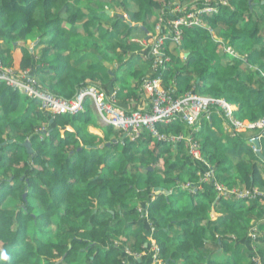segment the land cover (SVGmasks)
<instances>
[{"label":"trees","instance_id":"16d2710c","mask_svg":"<svg viewBox=\"0 0 264 264\" xmlns=\"http://www.w3.org/2000/svg\"><path fill=\"white\" fill-rule=\"evenodd\" d=\"M111 1L0 0V39L5 45L0 47V60L14 71L33 73L42 72L47 63L53 68V77L58 79L56 84L36 82L52 95L71 98L80 88L101 79L95 75L96 66L67 73L68 62L61 52L74 35L62 25L99 23L106 16L103 6ZM255 1L252 5V0H230L231 6H221L216 15H204L203 20L206 26L220 30L219 34L235 50L246 55L249 64L262 65L264 17L261 14L252 17L249 11L264 7V0ZM152 4L155 2L145 0L141 9ZM181 30L180 47L161 50L159 75L165 88L174 86L176 97L194 91L223 98L237 107L234 113L239 119L252 121L264 116V77L260 70L249 75L248 80L242 79L241 74L248 71L240 68L243 60L232 57L231 64L223 65L222 44L206 28L181 26ZM34 33L36 45H43L38 55L26 46ZM87 39L83 40V48L91 46ZM106 41L105 50L122 55ZM74 45L69 47L70 58L77 53ZM93 45L97 51L102 48ZM180 50L186 53L185 59L178 56ZM15 55H19L18 60ZM31 71L29 74L33 76ZM62 72L66 73L65 77ZM89 77L92 82L87 81ZM136 78L140 84L145 79ZM245 81H257V85L253 83L256 87L250 88ZM89 105L86 100L85 107ZM84 113L51 118L39 109L36 100L0 82V264H138L124 249L140 254L147 251L144 244L152 240L163 264L166 260L167 264L189 260L195 252L202 264H255V257L264 264V225L254 230V238L245 235L250 214L264 207L259 199L219 197L234 214L227 226L235 235L225 234L220 239L221 251L215 259L206 260L207 229L195 221L201 219L200 214L206 209L201 202L212 201L217 193L211 180L198 183L195 172L202 171L203 164L190 158L183 143L174 146L155 140V145L148 148L153 140L149 133L142 131L139 138L130 141L110 125H106L108 133H115L116 138L109 146L94 148L95 136L80 129L79 117ZM50 119L52 122L46 129ZM183 127L184 123L176 122L160 127V131L176 134L185 132ZM45 132L48 134L44 137ZM191 135L196 139L201 137L197 140L202 157L219 182L229 188L258 185L264 192V178L257 164L239 161L234 166L235 177L226 178L225 173L233 166L227 163L226 146L205 133L204 126ZM25 141L29 142L31 151L27 150ZM135 143L141 148H134ZM173 148L179 155L174 163L165 154ZM140 155L145 158L139 160ZM160 160L163 169L156 167ZM188 162H194L196 167L186 173ZM179 182L192 185L177 191V195L156 193ZM178 197L189 198L192 207H177ZM138 203L147 204L145 211L155 225L150 240L139 224L138 208L144 206ZM161 221L165 222L161 224ZM173 221L182 230L176 237L169 236V229H164L166 225L171 227ZM53 222L56 230L48 237L45 228Z\"/></svg>","mask_w":264,"mask_h":264},{"label":"crops","instance_id":"0c3cea01","mask_svg":"<svg viewBox=\"0 0 264 264\" xmlns=\"http://www.w3.org/2000/svg\"><path fill=\"white\" fill-rule=\"evenodd\" d=\"M119 1L120 0H112L111 3H109L110 5L105 4L103 6L102 10L104 11V14H106V16H102L99 23L94 22L91 25L79 23L75 26H72L68 23H63L62 26H64L68 31H71L74 35V38L70 40L71 43L69 45L68 43L65 44V50H63L61 53L68 62V67H66L67 73L73 72L76 69L84 70V68H87L89 66H96L97 70L95 71V75L98 76L101 80L93 81L91 77H89L87 78V81H93V84L98 86L103 91L109 94H113L115 105L118 108L125 111H131L135 109L144 110L148 109L149 107V94L147 90H144L141 87L139 78L137 79L136 77L144 76V78H154L156 75L155 67H158L163 56L161 50L164 48L165 51H171V49L175 48L174 45L169 41H165L163 47H161L160 49V53H162V55H158L156 59L154 58L155 56L153 55V48L155 38L157 37V32H155V25L160 20V18H170L171 14H173L172 11L175 6L185 5L186 3H188V1L152 0V2H155V4H152L150 7L146 6V9H141V4H145V0H124L123 3H119ZM252 1V5L255 4L256 1ZM106 2H108V0H106ZM251 7L252 6H250V9ZM249 14L252 17H255L259 14L263 15L264 17V7L252 8L251 11H249ZM243 19L248 20V17L244 18L243 16ZM163 32H165V28L162 29V33ZM219 32L220 30L209 28L208 33L215 41L223 45L221 63L223 65L231 64V59L234 56L230 55L227 50H234L238 54V56L236 57L243 60L240 68L246 69V71L248 70L247 73L241 74L242 79L248 80L249 75L253 74L257 69L260 70L261 76L264 77V61L262 62V65H257V62H255L254 64H249L246 60V55L241 54L237 50H235L229 43V41L227 39H224L219 34ZM89 33H91V37L89 36ZM88 37L90 39H87ZM84 38L90 40L89 43L91 46H87L85 48L82 47ZM104 40H107L106 43L110 42V44L113 45V48L115 47L117 51H121L122 55H113L110 49L105 50ZM36 44V36L32 38V41L26 42V46H28L30 50H34L35 54L38 55L43 45ZM71 44H75L74 47L77 53L73 54V56H71L70 58L69 55L72 48L70 46ZM93 44H97L98 47H102L101 50L97 51L95 49L96 47ZM119 45H121L122 47L120 48ZM262 46H264V43L262 44ZM0 47H5L1 39ZM15 54H17L16 51ZM178 56L182 59H185L186 53L180 50L178 52ZM15 57L16 60H18L19 55H15ZM100 66L102 67V69H99ZM31 73L33 74L36 81H44V84H56L58 80L53 77V68L52 66H48L47 63L42 72L34 71L33 73L31 71ZM65 76L66 73L62 72V77ZM95 81H97L96 84ZM244 83L250 88H254L256 87L255 85H257V81H253L255 85H253L252 82L248 81H245ZM161 84L165 88L163 81L161 82ZM171 89L175 91L174 86ZM89 104V106L85 107L84 115H80L81 117H79V121L82 123V127L80 129L82 132L90 136H95L94 140L96 141L97 145H95L94 148L109 146L112 140L116 138L115 133H108L106 124H104L100 120V117L94 110L92 104L90 102ZM236 109L237 107L235 106V110ZM51 122L52 119L48 121L46 129L48 128V126H50ZM203 126L205 127V133H207L214 139L220 140L222 144L226 146V155L228 156L227 163L231 166L233 165L231 169L225 173L226 178L233 179L235 177L236 173L234 170V166L239 161H244L247 165L248 163L257 164L262 178H264V130H261L258 133L254 130L246 129L240 134H234L229 130L226 120L224 119L221 112L217 109H209L207 112L201 113L195 123L191 124L190 126L185 124V127H183L185 132L182 131L181 133L177 134L191 136V132H193L194 135V133H198L200 131V128ZM66 129L71 131L69 127H66ZM116 132L120 131L116 130ZM61 133H63L62 130ZM47 134L48 132H45L43 136L45 137L47 136ZM255 134H259L258 139H256L259 144V151H254L252 148V143H250L249 141V137ZM200 138L198 137L197 139L200 141ZM120 143L123 144L122 141ZM179 143L184 144L188 154L187 143ZM179 143L169 144H173L175 146ZM154 145L155 139L148 143V148H151ZM133 147L136 149L141 148L139 143H135ZM174 148L173 150L170 149V151L165 152V154H168V156L172 158L171 162L173 163L179 156L176 154V150ZM144 158L145 157L143 155L139 156V160H143ZM192 160L194 161L195 159ZM156 167L159 169H163L162 160L157 162ZM195 167L196 165L194 162H188L186 173L190 172V170H193ZM200 171L201 170L198 169L195 173L199 174ZM196 188L200 189L201 186H197ZM251 188L258 189V191L261 193L259 196L251 199V201L259 199L262 203L261 205L264 206V192L258 188V185L257 187L254 186ZM187 189L188 188L185 187V184L179 182L178 184H175L173 186H167L162 189L156 190V193L165 191V193L167 194L174 192L177 195V191H183ZM219 197L220 196L215 194L212 201L203 200L201 202V205H205L206 209L205 211H203L204 213L200 214L201 219H196L197 221H195L198 223V225L207 229L206 236H208V242L205 244V254L207 255L206 260H208L209 258L213 259L214 256L221 251L220 239L223 238L225 234L230 233V236L235 235L234 232L227 226L230 220L234 218V214L226 207L223 201H220ZM178 199L180 201L176 203L177 207H192L189 198L178 197ZM142 205L145 206L146 203H141L140 207H142ZM140 219L141 220L139 224L141 225V230H143V232L149 239L150 226L148 222H146L142 217H140ZM164 222L165 221H161V224H163ZM171 224V227L169 225H166V227L164 228L165 230L169 229V236L176 237L182 234V230L177 222L173 221L171 222ZM263 225L264 207L261 208V210H254L250 214L247 227L245 228V235L249 237V233L251 231H258L261 228L260 226ZM224 242L227 244L230 243L229 240H224ZM238 242H235V244H237ZM244 243L247 244V240H245ZM190 252H187V254ZM151 253V249H148L147 247V251L140 253V258H138L137 263L152 264ZM197 255L198 254L195 252L193 258L189 260L180 259L176 264H202L203 261L198 260L196 257ZM159 262L160 264H163V261L159 260ZM167 262L168 260L165 261L166 264Z\"/></svg>","mask_w":264,"mask_h":264},{"label":"built area","instance_id":"2783aa9c","mask_svg":"<svg viewBox=\"0 0 264 264\" xmlns=\"http://www.w3.org/2000/svg\"><path fill=\"white\" fill-rule=\"evenodd\" d=\"M221 6H231L230 0H191L185 5L175 6L170 18H160L155 25V38L153 55L156 59L160 53L161 47L165 41H169L175 48L181 45L182 30L181 26L204 27L209 30L210 27L204 24V15H216ZM165 32L162 33V29ZM223 47V45H222ZM223 50V49H222ZM234 57L238 54L234 50H227ZM153 58V59H154ZM165 60H168L166 58ZM156 75L154 78H145L141 82V87L148 91L149 107L144 110L125 111L115 105L113 94H109L98 86L92 84L80 88L75 94L64 99L52 95L39 85L35 78L29 74L28 70L14 71L7 67L0 60V82L16 90L27 97L36 100L39 109L53 118L56 115H77L85 111V101L88 100L94 110L100 117V120L118 130L124 136L134 141L141 136L142 131L149 133L153 139L159 142L179 143L186 142L188 146V155L204 165L203 171L197 174L198 183L211 180L214 190L218 196L234 197L236 200L253 199L261 193L255 188H229L215 178L214 171L202 157L200 143L192 135L184 136L182 134H173L171 132H161L160 127L168 126L176 122H182L186 125L195 123L201 113L209 109H217L226 120L227 126L234 134H240L246 129L260 132L264 130V116L255 120L239 119L235 115V106L223 98L201 95L194 91H188L180 96H175L172 89L164 88L161 84L162 78L159 75L160 67H155ZM259 134L249 137L254 151H259L258 146L253 142L258 139ZM192 184L186 183L189 188ZM145 206L140 209L141 217L148 222L150 226V237L154 231V224L150 221ZM149 237V239H150ZM254 238L255 234H250ZM154 247L151 249L153 255L152 264H160L158 259V247L151 241ZM256 259V261H255ZM255 264H260L258 257L254 258Z\"/></svg>","mask_w":264,"mask_h":264},{"label":"rangeland","instance_id":"374dc122","mask_svg":"<svg viewBox=\"0 0 264 264\" xmlns=\"http://www.w3.org/2000/svg\"><path fill=\"white\" fill-rule=\"evenodd\" d=\"M208 32H209V30H208ZM35 35H36L35 33L32 34V37H29V38L27 39V41H29V42L32 41V38H33ZM41 130H42V129H41ZM39 137L41 138L42 136H39ZM239 188H241V187H239ZM138 204L140 205L141 203H138ZM140 209H141V208H138V211H139V212H141ZM55 230H56V223H55V222H53V224H51V225H49V226H47V227L45 228V232L48 234V237H52V236L54 235V233H55ZM252 233H255V232H254V231H251V232L249 233V237H250V234H252ZM149 240H150V239H149ZM144 246H145V247H148V249H152V248H154V247L151 245V241H150L149 244H148V243H145ZM124 252H125L126 254H128L129 257H131V258H133V259L136 258V260H138V258H140V254H139V253H133V252H131L127 247L124 249ZM153 255H154V253L152 254L151 260L153 259ZM253 261H254V259H253ZM255 261H256V259H255ZM255 261H254V263H255ZM29 264H37V263L30 262Z\"/></svg>","mask_w":264,"mask_h":264},{"label":"water","instance_id":"95a60500","mask_svg":"<svg viewBox=\"0 0 264 264\" xmlns=\"http://www.w3.org/2000/svg\"><path fill=\"white\" fill-rule=\"evenodd\" d=\"M254 143H255L257 146L259 145L257 140L254 141ZM24 144H25L27 150H28V151H31V148H30V144H29V142H28V141H25ZM23 197H24V194H23Z\"/></svg>","mask_w":264,"mask_h":264},{"label":"clouds","instance_id":"9594fccd","mask_svg":"<svg viewBox=\"0 0 264 264\" xmlns=\"http://www.w3.org/2000/svg\"><path fill=\"white\" fill-rule=\"evenodd\" d=\"M36 80V79H35ZM116 129V128H115ZM118 130V129H117ZM120 131V130H119ZM121 132V131H120ZM122 133V132H121ZM123 134V133H122ZM123 136H124V134H123ZM125 137V136H124ZM126 138V137H125ZM122 141V140H121ZM147 206V204L145 205V207ZM151 221V220H150ZM152 222V221H151ZM155 226V225H154Z\"/></svg>","mask_w":264,"mask_h":264}]
</instances>
